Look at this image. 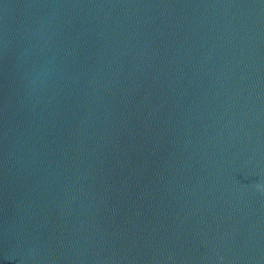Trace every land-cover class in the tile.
Masks as SVG:
<instances>
[{
  "label": "water",
  "instance_id": "water-1",
  "mask_svg": "<svg viewBox=\"0 0 264 264\" xmlns=\"http://www.w3.org/2000/svg\"><path fill=\"white\" fill-rule=\"evenodd\" d=\"M0 264H264V0H0Z\"/></svg>",
  "mask_w": 264,
  "mask_h": 264
}]
</instances>
